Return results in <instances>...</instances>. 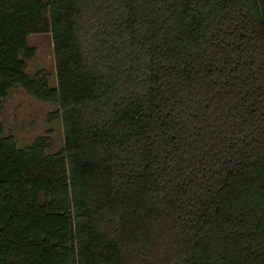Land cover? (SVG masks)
I'll use <instances>...</instances> for the list:
<instances>
[{"label":"trees","instance_id":"trees-1","mask_svg":"<svg viewBox=\"0 0 264 264\" xmlns=\"http://www.w3.org/2000/svg\"><path fill=\"white\" fill-rule=\"evenodd\" d=\"M262 5L0 0V109L20 86L65 130L0 123V264H264Z\"/></svg>","mask_w":264,"mask_h":264},{"label":"rangeland","instance_id":"rangeland-1","mask_svg":"<svg viewBox=\"0 0 264 264\" xmlns=\"http://www.w3.org/2000/svg\"><path fill=\"white\" fill-rule=\"evenodd\" d=\"M264 9V0H262ZM28 43L35 49V56L27 59L25 71L32 76L39 70L50 75L52 86L57 84V67L54 44L51 32L30 34ZM58 105L40 101L28 95L20 86L9 89L8 94L1 100L0 123L4 127V135L12 136L18 147L31 145L38 137L50 135L52 146L50 153L58 152L65 142V130L60 118L50 120V114L55 112Z\"/></svg>","mask_w":264,"mask_h":264}]
</instances>
